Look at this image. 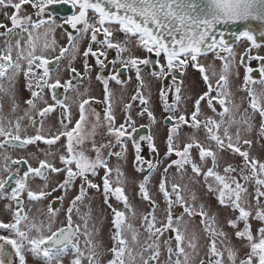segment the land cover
<instances>
[{
    "label": "snow or ice",
    "instance_id": "1",
    "mask_svg": "<svg viewBox=\"0 0 264 264\" xmlns=\"http://www.w3.org/2000/svg\"><path fill=\"white\" fill-rule=\"evenodd\" d=\"M26 5L35 15L24 11ZM67 5L75 11L57 24ZM0 12L8 21L0 22V200H8L5 208L11 211L10 222L0 221V229L9 233L0 235V264L9 255L7 246L15 256L8 264L16 260L26 264L27 254L39 264H264V160L252 155L253 140L247 138L255 131L264 140V56L247 54L261 47L250 22L258 23L264 38V0H0ZM233 24L244 25L243 30L218 27ZM63 25L71 30H66L67 42L60 45L55 33ZM226 31L233 41L226 39ZM117 33L122 39H115ZM242 40L250 46L237 61L233 42ZM134 49L163 56L165 62L141 58ZM109 50L116 58L108 63L121 67L107 77L96 75L103 86L105 107L100 112L90 108L96 101L88 95V58H95L103 69ZM209 53L214 54L213 62L200 63L199 58ZM78 58L83 60V73L73 66ZM250 60L258 61V67L245 63ZM153 63L158 68L148 73L149 78L173 80L159 90L170 122L163 158L157 155L151 132L138 139L134 135L138 129L131 113L132 102L139 101L136 114L146 115L149 126L157 122L151 94L145 95L149 82L142 74ZM189 65L206 85L197 96L183 92V80L177 81L176 73L183 75ZM241 67L237 91L246 97L238 103L232 83L240 78ZM121 69L134 70L137 81L128 102L110 87V81L122 89L129 82L121 78ZM62 71L71 77L63 83ZM21 76L24 90L30 93L23 99ZM85 78L88 86L80 83ZM68 92L75 96L70 98ZM70 99L79 113L74 124ZM118 106L123 113L119 124ZM57 110L60 127L49 126L45 132L46 118ZM25 120L35 129L34 135L28 134ZM99 129L111 137L107 143L96 142ZM61 139L65 140L62 150L56 148ZM127 141L134 150V171L142 179L124 171L121 161H127ZM143 143L157 158L142 154ZM28 146L35 151L25 156L13 157L9 151ZM224 153L240 157V165L228 163L221 170ZM101 169L102 184L89 178ZM156 173L160 179L153 194L150 185ZM61 175L63 179H55ZM129 184L146 203V211L132 202L126 191ZM200 188L230 215L222 219L201 197ZM90 190L101 194L107 212L100 208L94 213ZM57 191L62 194L56 202L69 201L59 227L61 208L53 201L43 206ZM157 195H162V208ZM36 205L40 206L33 214Z\"/></svg>",
    "mask_w": 264,
    "mask_h": 264
},
{
    "label": "flooded vegetation",
    "instance_id": "2",
    "mask_svg": "<svg viewBox=\"0 0 264 264\" xmlns=\"http://www.w3.org/2000/svg\"><path fill=\"white\" fill-rule=\"evenodd\" d=\"M8 12H11L12 9H7ZM24 11L25 12H28V13H31L33 15H35V11L29 6V5H26L24 7ZM61 16H58L57 17V24H60L61 23V18L62 17H66L67 15H71L73 11V9H71V6L70 5H67L65 6V8L61 9ZM0 22H4V23H8V21L6 20L5 16L3 15L2 12H0ZM60 30H61V40H62V45L65 44L67 42L66 40V30H71L69 26L67 25H63L62 27H59ZM115 39H122V35L120 33H117L116 36H115ZM240 41L238 42H233V47L235 48V46L237 44H239ZM259 44H261V46L264 45V41L262 42H257ZM87 46V41H85L82 46H81V51H83V48ZM250 46V42H248L247 44L243 45L242 48L238 51V59H239V54H242V53H245V49L248 48ZM96 47H98V45H93V48L95 49ZM256 48H253L251 50L252 53H256V51L254 50ZM247 53L248 55H251V56H256V55H253L252 53ZM58 53V52H57ZM57 53H54V54H57ZM139 53V54H138ZM53 53H49L48 55L51 56V55H54ZM135 55L141 57V58H150L151 60H153V62H155L156 60H159L161 64H163L165 61H164V57L163 56H160V57H156L155 56V53H147L143 50H139V49H135V52H134ZM125 55H127V53H125ZM208 55H213L214 57V54L213 53H209L205 56H201L199 59H200V63L202 64H209L210 62H206L204 60V58ZM263 56V55H261ZM93 57H89L88 58V62L89 64L91 65V72L88 74L90 79H91V85L89 87V92H88V95L91 96V97H94L95 98V101L93 104H97L99 107H100V112L103 111L105 105L103 103H101V101L103 100V86L102 84L96 80V75L97 73H101L103 74L104 76H109L111 74H114V69L115 68H120V64L117 63L115 65H112L110 63H108L109 61H112L116 58V53L115 51L113 50H109L108 51V54H107V58H106V61H105V67L103 69H101L99 66L96 65L95 63V58L94 61H92ZM104 59V58H102ZM239 61V60H238ZM220 62V61H219ZM245 63L249 64V66H251L252 68H257L258 67V64L256 65V60H250V61H245ZM65 64H66V61L65 62H62L61 65H60V68L63 69L65 67ZM220 64V63H219ZM73 66L77 69V72L78 73H83L84 72V69H83V60L80 59V61H75ZM153 68H158V65H156L155 63H153L152 65H150L149 67H146V68H143V72L142 74L145 76V79L146 81L149 82V87L151 88V86L153 88H151V97H150V101H152V104L153 106H159L161 108V111L163 109L161 103H160V100H159V90L164 87V88H167L168 86L172 85L173 84V80L171 79V77H163L162 79L160 80H156L154 78H149L148 77V73L150 71H152ZM131 70H128V69H121V72H120V75L122 79L124 80H128L129 81V77H130V72ZM191 73H196L197 75V78H198V81L196 80V78L194 76L191 75ZM135 74V73H134ZM258 75V74H257ZM135 77V76H134ZM133 75H132V79L134 78ZM176 77H177V81L179 80H183V89L184 87H191L193 89H196V93L194 96H197L199 95L200 93H202L203 91H206V85L204 84V82L202 81L201 77H200V73L196 70V69H193L190 65L189 67L186 69V71L184 72L183 75H181L179 72L176 73ZM70 74L66 71H62V74H61V83H63L65 80H68L70 79ZM242 78H243V67L240 68V78L239 79H236L234 78L233 79V83H232V88H233V91L235 93V99L236 101L239 103L245 96L246 93L243 94V92L241 91H237L239 85L242 83ZM137 82V81H136ZM20 88H21V91H23V93L25 94L26 97L24 98H27L30 93H28L27 91L24 90L23 88V85H24V78L21 76L20 78ZM80 83L82 85L86 84L88 86V79L85 78L84 80L80 81ZM114 84L115 81H110V87L114 90ZM137 84V83H136ZM198 86L200 87V89L198 88ZM136 87V86H135ZM135 89V88H134ZM182 89V90H183ZM135 92V91H134ZM67 95L71 98V97H74L75 96V93L74 92H68ZM145 95H149V92H147V90L145 91ZM239 95H241V97H239ZM63 98V97H61ZM169 100H171V94L169 95ZM49 101H52L50 96H49ZM155 101H157V103H154ZM139 102V101H138ZM68 103H70V100L68 101ZM246 103V102H245ZM71 104V103H70ZM140 104V103H139ZM151 104V103H150ZM151 104V105H152ZM247 105V103H246ZM76 106V105H75ZM77 107V106H76ZM191 107H192V102H190V107H189V110H191ZM202 107H204V111L211 115L212 113L210 112V110H208L206 108V105H202ZM244 108V104L241 108V111L243 110ZM78 110V108H77ZM164 111V110H163ZM168 113H166L164 111V113L160 116V119L163 123V126H170V122L166 119ZM76 116H79V113L76 114ZM146 116V115H145ZM147 117V116H146ZM78 119V118H76ZM75 119V120H76ZM144 125V126H147L146 128H148V132L147 133H140L141 135H146L149 133V128H151V126H149V123L148 121H145V122H141L139 124H136L135 126L137 128H141V126ZM138 132V131H137ZM35 134V129L32 128V131L29 135H34ZM139 134L135 133V136L137 137V139L139 138L138 137ZM247 138H250L253 140V145H252V148H251V153L252 151H256V132L254 131L249 137ZM64 140V139H62ZM65 142V140H64ZM29 147V146H28ZM87 147L90 149L91 148V145L90 143L87 145ZM252 149H255V150H252ZM11 152V154L14 152L15 155L13 157H18V156H25L26 154H24L22 151L23 150H20V149H15V150H12L10 149L9 150ZM224 154H228V153H224ZM93 155V153L91 154ZM252 155L256 156V154H253ZM237 158L235 160L232 161V164H235L237 166L240 165L241 163V159L240 157L236 156ZM157 158V155H154L153 154V159ZM223 161H225V156L223 155ZM31 163L33 164V166H36V161H31ZM123 163V162H122ZM124 164V163H123ZM228 164V163H227ZM99 176H100V179H99ZM103 177V170L101 169L98 176H96L95 178L93 177H89L90 179H93L94 182L96 183H101V178ZM79 182V181H78ZM79 184V183H78ZM10 191V189H9ZM200 191V194H201V197L205 200V202L207 204H209V201L212 200V198H214V196H212L211 194L209 195H205L204 194V191L202 190H199ZM215 199V198H214ZM25 201H26V204H27V200H26V197H25ZM49 201H53L55 203V205L59 208H61V211L59 213V219L57 221V224H56V227H59L60 226V221H63L64 220V211L66 210L67 206L66 204H63V202H56L55 201V198H53V194L52 196H50L48 198V200H45L43 201V206L46 208L47 204ZM216 201V200H215ZM10 202L8 200H0V221H3L5 223H8L11 221V211L10 210H7L5 208V205L9 204ZM40 205H36V206H33V214L35 213V208L36 207H39ZM15 206L13 205V208ZM96 210V209H95ZM177 210V209H176ZM175 210V211H176ZM222 218V216H221ZM254 228L255 227H258V224H256L254 222L253 224ZM0 235H9V233L4 230V229H0ZM9 248V255L5 258V264H8V261L9 260H15V256H14V252H12L11 250V247L10 246H7ZM15 264H18V260L15 261ZM26 264H39V262L37 260H35L31 254H27L26 255Z\"/></svg>",
    "mask_w": 264,
    "mask_h": 264
},
{
    "label": "rangeland",
    "instance_id": "3",
    "mask_svg": "<svg viewBox=\"0 0 264 264\" xmlns=\"http://www.w3.org/2000/svg\"><path fill=\"white\" fill-rule=\"evenodd\" d=\"M55 36H56V39H57L58 43L60 45H62V40H61L62 35H61L60 28H57ZM247 43L248 42L243 41V40L240 41L239 44H237L235 46V48H234L235 52L238 54V51L242 48V46L247 44ZM254 50L256 51V53H252L251 52L253 55H260V56L263 55L264 56V45L259 47V48L254 49ZM133 51L135 52V49ZM57 52H58V48H57ZM91 59H92V61H94L93 58H91ZM204 60L206 62H210L211 63V62H213L214 57H213V55H208V56H206L204 58ZM238 60L239 59H238V56H237V61ZM76 61H80V58H78ZM215 63H216V66L219 67V63H220L219 60H216ZM257 64H258V61H256V65ZM134 73H135L134 70H131L129 72L131 79L129 80V82L126 84V86L123 89L121 88L120 85H117V84L113 85L114 86V91L116 92L117 96L119 97L121 94H123L125 102H128L130 100L132 94L134 93V91L136 89L135 86H136L137 82H136V79L134 77L135 76ZM132 75L134 77L133 79H132ZM191 75L194 76L196 78V80L198 81L196 73H191ZM120 76H122V75H120ZM84 86H87V85L84 84ZM151 88H153V87L151 86ZM151 88L149 87L147 92L151 93L152 92ZM198 88L200 89L199 86H198ZM80 90L83 91V87H81ZM182 91L187 93V94H189V95H191V96H194L197 90L193 89L191 87H184V89ZM20 94H21L22 99L24 97H26L25 94L23 93V91H21ZM243 94H244V92H243ZM245 96H246V94H245ZM239 97H241V95H239ZM52 102L53 101H49V103H52ZM190 102L191 101L188 102V108L190 107ZM70 103L72 104V100L71 99H70ZM150 103L152 104V101H150ZM154 103H157V101H155ZM132 104H133V107H132L131 113H132V118L135 121V125L139 124L141 122L148 121V118L146 116L141 117V116H138L136 114L139 111V109H140L139 102L138 101H134V102H132ZM245 107H247L246 103H244V108ZM90 108H95L97 111H101L100 107L97 104L90 105ZM151 108H152V110L154 112V115L156 117V121L157 122L155 124H153V125H150L151 128H149V132H151L156 138L155 142H156L157 148L159 149V152L157 154L158 157L159 158H163L164 152L166 150L164 141L166 139L168 126H163V123H162V121L160 119V116L164 113L163 109L161 111V108L159 106H153V104L151 105ZM5 111H7V107H6ZM77 113H78L77 107L75 106V104H72V124L75 123V119L76 118H79V116H76ZM116 114H117V124L123 122V113L121 112L119 106L116 109ZM59 120H60V112H59V110H57L56 112L50 114V116L48 118H46V120H45V124H44L45 132H47V129H48L49 126L53 127V129L59 128L60 127ZM259 120H260V118L257 115L256 118H255V121H254V123L257 126L259 124ZM148 123H149V121H148ZM24 125L27 126L28 134H30L33 127L28 124L27 120L24 121ZM185 131H189V130L185 129ZM103 133H104V129H99L98 130V133L96 135V142L97 143H107L108 140L111 139V137H108V136L104 135ZM140 135L141 134H139L138 137ZM64 143H65L64 140L61 139V141L56 145V148L62 150L61 146ZM127 144H128L127 161H126V163L124 161H121V163L122 162L124 163V171L129 177L135 178L137 180L142 179V176H140V174L136 173L134 171V168H133L134 150L132 148V142L131 141H127ZM40 147L44 148L45 145L41 144ZM142 147H143L142 154L147 159H153V154L149 153V150L147 148V144L143 143ZM116 150H118V148ZM252 150H255V149H252ZM33 151H35L34 146H29L26 150H23L22 152L27 155L28 153L33 152ZM92 153H93L92 156H94L95 155L94 152H90L89 154L91 155ZM252 153L256 154V156L258 158L264 160V140H259L257 135H256V151L255 152L252 151ZM12 155L14 156L15 153L13 152ZM223 155L225 156L226 160L225 161L221 160V162H220L221 170L223 169L225 164L232 163V161L237 158L236 156H233V155H231L229 153L228 154H223ZM172 158L175 159V156H173ZM33 161H35V160H33ZM111 163L112 164L117 163L115 157L112 158ZM172 171H175V169H172ZM55 179L56 180H61V179H63V176L61 175L60 177H56ZM99 179H100V176H99ZM159 179H160L159 173H156V174L153 175L152 182H151V185H150V190L153 192V194H156V187L158 186ZM35 183H39V181H36ZM78 183L79 182L77 181V185H78ZM101 184H102V180H101ZM33 186H35V184ZM199 190H201V191L203 190L204 191L203 188H200ZM126 191H127L128 195L130 196L132 202L135 205L138 206L139 210H141V211H146L147 210L146 203L141 202L139 197L136 195V189H135L134 185L129 184V186L127 187ZM61 194H62L61 192L57 191V192L53 193V198L58 197ZM90 194L95 197V199L93 201L94 213H95V211L97 209L104 208V206H103V198H102L101 194L99 192H95L94 190H90ZM156 198L161 203V208H162L163 207L162 195H157ZM68 202H69L68 199H65L63 201V204L68 205ZM209 204L212 206L213 210H218L220 212V214L222 216V219H223V217L230 215L228 210L219 208V206L217 205V202L215 201L214 198H212V200L209 201ZM173 210L175 211L176 209L174 208ZM104 211L107 212V209L104 208ZM109 219H110V217H109ZM107 227H108V225L105 224V233H107ZM227 230L231 232V229H227ZM234 243L239 244L238 241H234Z\"/></svg>",
    "mask_w": 264,
    "mask_h": 264
},
{
    "label": "water",
    "instance_id": "4",
    "mask_svg": "<svg viewBox=\"0 0 264 264\" xmlns=\"http://www.w3.org/2000/svg\"><path fill=\"white\" fill-rule=\"evenodd\" d=\"M253 26V29L255 30V35H256V38H257V42H262L264 41V38H261L260 37V29H259V25L257 22H250ZM243 26L242 24H233V25H227V26H218V27H221V28H226V29H230L231 32H235L237 31L238 29L239 30H243ZM225 36H226V39H228L229 41H233V37L232 35L230 34L229 31H226L225 33ZM138 129V132L137 134H140V133H147L148 132V128L146 127H139L137 128ZM135 135V134H134Z\"/></svg>",
    "mask_w": 264,
    "mask_h": 264
}]
</instances>
